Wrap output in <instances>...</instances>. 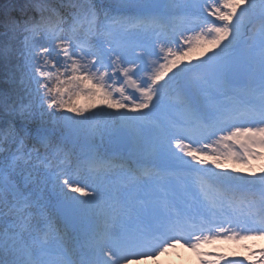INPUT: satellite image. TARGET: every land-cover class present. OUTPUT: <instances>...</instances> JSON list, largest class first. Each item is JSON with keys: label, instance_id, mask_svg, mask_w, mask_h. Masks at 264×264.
<instances>
[{"label": "snow or ice", "instance_id": "obj_1", "mask_svg": "<svg viewBox=\"0 0 264 264\" xmlns=\"http://www.w3.org/2000/svg\"><path fill=\"white\" fill-rule=\"evenodd\" d=\"M258 240L264 0H0V264Z\"/></svg>", "mask_w": 264, "mask_h": 264}, {"label": "rangeland", "instance_id": "obj_2", "mask_svg": "<svg viewBox=\"0 0 264 264\" xmlns=\"http://www.w3.org/2000/svg\"><path fill=\"white\" fill-rule=\"evenodd\" d=\"M252 241H242V242H220L214 247H217L224 251L225 253L231 255L232 253H237L240 256L248 255V245L251 247ZM257 247H264V240L255 241ZM196 264V258L193 253L187 249H173L170 250L168 254L158 257L156 260H147L143 264Z\"/></svg>", "mask_w": 264, "mask_h": 264}]
</instances>
